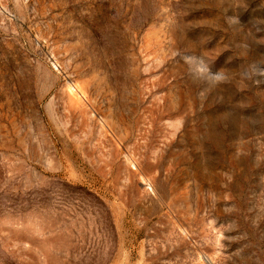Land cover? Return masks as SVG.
I'll use <instances>...</instances> for the list:
<instances>
[{
    "label": "rangeland",
    "instance_id": "obj_1",
    "mask_svg": "<svg viewBox=\"0 0 264 264\" xmlns=\"http://www.w3.org/2000/svg\"><path fill=\"white\" fill-rule=\"evenodd\" d=\"M0 264H264V0H0Z\"/></svg>",
    "mask_w": 264,
    "mask_h": 264
}]
</instances>
